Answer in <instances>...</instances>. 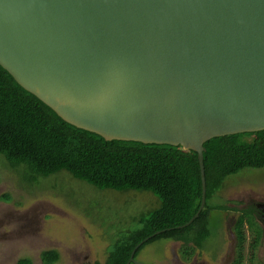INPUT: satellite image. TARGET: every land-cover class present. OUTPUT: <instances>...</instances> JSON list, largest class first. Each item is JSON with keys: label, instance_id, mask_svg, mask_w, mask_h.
I'll return each instance as SVG.
<instances>
[{"label": "water", "instance_id": "1", "mask_svg": "<svg viewBox=\"0 0 264 264\" xmlns=\"http://www.w3.org/2000/svg\"><path fill=\"white\" fill-rule=\"evenodd\" d=\"M0 67L77 129L195 152L182 229L204 144L264 131V0H0Z\"/></svg>", "mask_w": 264, "mask_h": 264}, {"label": "trees", "instance_id": "2", "mask_svg": "<svg viewBox=\"0 0 264 264\" xmlns=\"http://www.w3.org/2000/svg\"><path fill=\"white\" fill-rule=\"evenodd\" d=\"M204 148L205 205L196 220L177 230L200 206L202 186L195 152L180 146L105 141L77 129L22 89L0 67V156L24 182L32 185L65 172L73 181L100 192H147L158 200L156 209L132 218L137 228L118 229L103 263L83 264H126L136 245L162 230L166 232L143 243L134 258L143 247L162 239L181 243L179 255L183 262H189L196 250L203 251L210 237L211 213L229 210L225 205L209 203L224 181L246 169H264V131L214 138ZM3 198L8 200L6 196ZM87 207V211L99 209L91 204ZM240 212L232 227L236 242L232 264L243 261L244 225L255 236L252 248L259 243V228L250 212ZM40 259L42 264H55L59 253L43 251ZM16 264L33 262L20 258Z\"/></svg>", "mask_w": 264, "mask_h": 264}, {"label": "rangeland", "instance_id": "3", "mask_svg": "<svg viewBox=\"0 0 264 264\" xmlns=\"http://www.w3.org/2000/svg\"><path fill=\"white\" fill-rule=\"evenodd\" d=\"M17 173L0 156V264H16L20 258L42 264L40 254L49 250L59 253L55 264L103 263L118 229L137 228L132 218L158 207L150 193L100 192L65 172L32 185ZM252 202H264V169H246L224 181L209 203L229 210L211 213L210 237L189 262L180 258L181 243L163 239L143 247L135 259L142 264H222L233 246L230 230L238 216L231 209ZM90 204L99 209L87 211ZM243 230L247 247L253 235L246 225ZM263 252L261 243L257 256L264 262Z\"/></svg>", "mask_w": 264, "mask_h": 264}, {"label": "flooded vegetation", "instance_id": "4", "mask_svg": "<svg viewBox=\"0 0 264 264\" xmlns=\"http://www.w3.org/2000/svg\"><path fill=\"white\" fill-rule=\"evenodd\" d=\"M239 211H234V213L241 214V210H248L253 217L256 225L259 228V243L256 248H252V245L254 243L255 236L252 237L249 245L246 247L245 242L242 244V252H243V261L242 264H264L262 258L260 256H257V251L260 247V244H264V202H257V203H251L248 206L241 207L238 209ZM237 216V218H238ZM236 218V220H237ZM236 220L234 219L233 224L231 225L232 227L234 226ZM246 224V223H245ZM247 226V225H246ZM248 228V226H247ZM230 233L232 234V229L230 230ZM256 235V234H255ZM234 236V235H233ZM232 244L231 249L229 252L226 253L225 259L223 260L222 264H232L234 262V257H235V247H236V242L233 237L232 239ZM231 244V245H232ZM263 257H264V252H263Z\"/></svg>", "mask_w": 264, "mask_h": 264}]
</instances>
